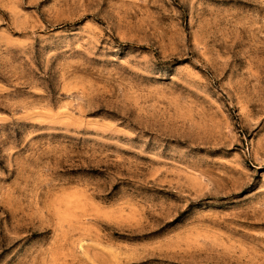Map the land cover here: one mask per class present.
I'll return each instance as SVG.
<instances>
[{
    "label": "rangeland",
    "instance_id": "obj_1",
    "mask_svg": "<svg viewBox=\"0 0 264 264\" xmlns=\"http://www.w3.org/2000/svg\"><path fill=\"white\" fill-rule=\"evenodd\" d=\"M0 264H264V0H0Z\"/></svg>",
    "mask_w": 264,
    "mask_h": 264
}]
</instances>
